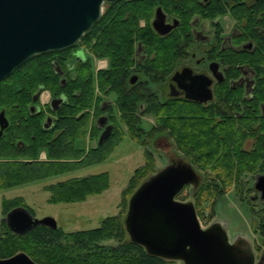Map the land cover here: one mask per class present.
Returning <instances> with one entry per match:
<instances>
[{
    "label": "trees",
    "instance_id": "1",
    "mask_svg": "<svg viewBox=\"0 0 264 264\" xmlns=\"http://www.w3.org/2000/svg\"><path fill=\"white\" fill-rule=\"evenodd\" d=\"M246 2L211 0L213 12L210 16L224 12L228 7L236 18L241 19L248 11ZM156 7L169 17L179 19L178 28L164 35L158 34L151 25ZM195 17L200 20L207 17L204 0L107 2L98 21L81 37L88 52L84 62L68 69L73 46L47 51L31 56L0 80V111H4L8 120V126L0 134V189L60 175L105 160L123 134L119 131L120 124L127 127L130 135L139 138L140 117L145 113L154 116L151 137L159 132L166 133L176 151L188 160L183 162L191 164L195 172L202 176L198 186L189 194L195 208H199L205 196L216 198L220 195V185L232 181L240 191L244 175L264 174V115L260 114L259 108V103L264 102V74L260 76L254 92V99L258 102H247L250 106L241 120L236 119L234 114L239 108L240 89L232 88L229 75L223 81V104L216 101L206 107L181 98L160 99L151 88L152 84L164 80L172 72L178 60L187 57V43L183 45L181 35L188 39L185 32L189 31L190 22ZM140 19L145 20L143 26L139 24ZM261 24L262 34L252 31V25L248 24L241 37V40L254 37L259 47L255 51L245 48L237 54L227 50L226 60L232 61V64L239 62L254 66L262 72L264 19ZM136 43L142 47L143 77L140 83L132 86L127 79L137 62ZM91 55L106 59L107 67L94 74ZM95 79L101 92L115 94L121 122H115L111 111L113 114H108V122L113 125L111 135L102 143L97 140L94 147L80 148L76 140L87 136L89 114L83 109L92 105ZM45 88L54 90L52 97L60 94L66 97L52 111L56 118L51 128L44 126L43 110L34 114L30 111V106L38 103L34 96ZM106 110L99 107L96 118L105 115ZM95 124L98 126L97 122ZM250 138L253 143L247 148L246 141ZM41 150L45 152L43 159L39 158ZM150 154L145 163L135 169L129 181L131 186L123 191L125 197L155 172L150 170L148 176L144 175L132 185L137 175L152 169ZM107 186L108 175L101 172L60 180L49 184L46 189L50 191L49 202L67 203L82 201ZM19 200L18 197L3 200L5 215L16 206L31 211ZM256 220L260 242L264 245V203L256 212ZM0 225V257L25 252L39 264H167L168 261L131 241L119 214L104 217L97 227L76 231L38 224L18 234L9 229L4 218ZM110 239L115 242H105Z\"/></svg>",
    "mask_w": 264,
    "mask_h": 264
},
{
    "label": "water",
    "instance_id": "2",
    "mask_svg": "<svg viewBox=\"0 0 264 264\" xmlns=\"http://www.w3.org/2000/svg\"><path fill=\"white\" fill-rule=\"evenodd\" d=\"M112 1L115 0H0V80L35 54L74 46L98 21L103 3ZM165 18L157 7L151 25L159 34H166L177 23H167ZM81 52H76L72 63L83 60ZM216 67L215 62L210 63L212 74L221 79ZM189 72L186 67L173 78H185ZM135 79L132 76L130 81ZM208 84L209 80L202 81L204 93L209 92ZM208 97L209 94L203 99ZM65 99L64 94L52 98L51 110H56ZM50 120V116L45 117V127ZM97 124L103 128L98 137V143H102L111 135L113 125L107 123L105 115L97 118ZM7 126L8 120L1 110L0 134ZM198 184L199 176L182 159L167 163L144 179L128 199L124 226L130 240L149 253L181 260L183 264H252L251 245L244 236L229 242L219 222L202 228L193 201L176 199L186 185L195 189ZM253 188L264 198V174L255 177ZM4 219L9 229L18 234L38 224L57 227L54 218H34L23 206L9 210ZM0 264L39 263L25 252H17L0 257Z\"/></svg>",
    "mask_w": 264,
    "mask_h": 264
},
{
    "label": "rangeland",
    "instance_id": "3",
    "mask_svg": "<svg viewBox=\"0 0 264 264\" xmlns=\"http://www.w3.org/2000/svg\"><path fill=\"white\" fill-rule=\"evenodd\" d=\"M106 7L107 2H104L101 13ZM232 22L233 19L229 15L223 18L222 24L225 31L229 30ZM139 24L140 26H143L145 20L140 19ZM194 42H196V40H194ZM190 50L192 51L194 48L191 47ZM195 52L197 56L200 55V52H198L197 49H195ZM81 53H83L84 57V52L82 51ZM97 60L98 58L92 56V68L94 74L98 71L95 69L97 66L95 61ZM100 63L103 62L100 61ZM151 88L153 89V92L157 94L154 84L151 85ZM52 96H54V90L50 88L42 90L37 104H40L44 112L45 110L49 111L48 105ZM115 99L116 96L114 93L105 94L104 92H101L97 87L95 79L92 105L83 109L84 112H88L89 114L87 136L76 140V145L78 147L90 148L97 145L98 137L103 128L98 127L95 124L96 117L98 116L96 111L103 101L112 100L114 102V106L110 107L108 110L105 108L106 112L103 114L108 116V114L113 111L116 118H114L115 122L117 123L118 121L120 124L121 113L118 111ZM153 123L154 116L150 113H145L140 117L141 133L139 138L130 135L127 131V127L121 123V129L119 131L123 132V134L113 146L109 156L103 161L82 166L76 170L62 173L60 175L50 176L18 186L0 189V223L1 219L5 217L3 200L14 197L20 198V204H26L30 207V213L34 218L39 219L45 216H50L54 218L57 226L64 231L94 228L100 225V222L104 217L115 214H119V220L124 223L128 199L131 193H127L125 197L123 191L131 186V184L129 185V181L135 169L145 163L149 152L151 153L150 163L152 169L144 170L143 174L139 176L137 175V178L135 177L132 180V185L141 180L144 175L145 177L148 176L150 170L156 172L163 168L167 163H171L173 160L176 161L182 159L183 161L188 162L183 154L176 151L172 140L166 135V133L159 132L151 137L152 132L150 133V131L153 128ZM246 143V147L249 148L253 143L252 139L250 138ZM39 158H45V152L43 150L40 151ZM101 172L107 173L108 186L100 193L90 194L84 200L76 202L52 203L48 201L50 191L46 188H48L47 186L49 184L70 177H81ZM197 175L199 176L200 173L197 172ZM255 177L256 174L244 175L242 177L240 191H238L236 185L232 183V181L227 185H220L222 193L216 198L209 195L205 196L199 205V208H195V210L197 209L196 214L202 228L209 226L212 222H219L224 227L229 240H233L239 235L247 237L252 240L255 247H257L264 255V245L260 242L259 232L256 228V212L259 210L262 203L254 200V198L251 199L256 192L253 188ZM199 179H202L201 175ZM190 192L191 187L186 185L181 192L178 193L176 199L181 201L192 200V197L189 196ZM1 226L2 225H0V229ZM105 242L114 243L115 241L110 239ZM167 264H179V262L176 260H168Z\"/></svg>",
    "mask_w": 264,
    "mask_h": 264
},
{
    "label": "flooded vegetation",
    "instance_id": "4",
    "mask_svg": "<svg viewBox=\"0 0 264 264\" xmlns=\"http://www.w3.org/2000/svg\"><path fill=\"white\" fill-rule=\"evenodd\" d=\"M246 1H247L246 7L248 8V11L245 17H241V19H238L232 13V9L228 7L226 11L218 12L213 17H211L210 15L213 12L211 9V0H204V6L206 8L207 17L203 18L202 20L195 17L191 20L189 31L185 32V35L186 34L188 35L187 38L188 39L190 38L189 41L185 40L186 36H184L183 34L181 35V41L183 45L187 43V45L185 46L187 57L178 60L175 63L172 72L164 80L160 82H156L154 84L157 90V95L160 99H166L168 97L181 98L197 104H201V106L203 107L209 106L211 103H214L216 101H219L221 104H223V102L221 101L222 93L224 92L223 81L229 75L231 76V78L229 79V84L235 90L239 88L241 93L238 95V100H237V104L239 108L236 109L234 112L236 119H240V120L243 119L242 117H244V111L248 109V107L250 106V104L247 102L250 101V102H254L255 104L256 102H258L256 99H254V94H255L254 92L256 90V86L260 76L264 74V62L262 64V72H260L254 66L251 67L247 64H241L239 62L232 64V61L226 60L225 58L226 57L225 52H227V50H229L233 54H237L238 51L243 50L245 48L248 49V51H255L259 47V43L256 41L254 37L247 38L246 40H241V37H242V33L244 32L245 29H247L249 25H252V31H258V33H261L263 31V25L261 24V21L264 19V7H263L264 0H246ZM163 13L166 16L165 22L173 23L174 20L177 21L176 25L173 26L170 29V31L172 29L178 28V25L180 24V20L175 17L174 18L169 17L164 11ZM227 15H229L233 19V22L230 25L229 30L225 31L222 22H223V18ZM194 40H196V42H194ZM191 47H193L194 50L191 51L190 50ZM195 49H197L198 52H200L199 56H197ZM79 50H82L84 52L83 60L72 63L76 58V52H78ZM141 50L142 47L136 43L135 59H137V62L135 63L136 65L132 67L133 70L129 74L127 79L129 84L132 86L142 81L143 73L141 71L143 68L141 67V63L143 61V56ZM72 53H73V57L71 61L67 64L68 69H73L76 63L84 62L88 57L87 48L84 46V44H82L81 38L73 46ZM99 60H103V59H99ZM211 62H215L217 64L216 70L222 74L221 79H218V77L212 74V71L209 68ZM107 65L108 62L106 60V64L104 67L96 66L95 69L96 70L104 69L107 67ZM186 67L190 69V72L187 74L185 78L182 79L179 77L173 78L175 73H181V71ZM132 76H136V79L133 82L130 81ZM204 80L205 81L209 80V84L207 86V88L209 89L208 93H204V91H202L201 84L202 81ZM41 92L42 90L39 91L36 99H39V95L41 94ZM208 94L209 97L207 99H203ZM52 98L54 97H51L50 99ZM235 99H237V97ZM48 106L50 110L49 111L45 110L44 119L46 116L51 117V120L48 122V126H47L48 128H51L56 116L52 113L53 110H51L50 102ZM113 106H114V102L112 100H109V101H103L100 105V108L105 109ZM142 106L143 105L141 104L140 107L142 108ZM259 108H260V114L264 115V110H263L264 102L259 103ZM42 110L43 109L40 106V104L30 106L31 114L38 113ZM105 116L107 117V123H109L108 116L107 115ZM255 174L257 176L260 173L259 174L255 173ZM252 198H254V200L256 201H260L262 204L264 203V198H261L258 192H255V195L251 197V199ZM237 237L238 236H236L233 240L228 239V241L233 242ZM245 238L249 241L252 249L251 263L264 264L263 253L257 247H255V245L252 243V240L248 239L247 237ZM167 260L173 261L174 259H167ZM176 261H178L179 264H183L181 260H176Z\"/></svg>",
    "mask_w": 264,
    "mask_h": 264
},
{
    "label": "built area",
    "instance_id": "5",
    "mask_svg": "<svg viewBox=\"0 0 264 264\" xmlns=\"http://www.w3.org/2000/svg\"><path fill=\"white\" fill-rule=\"evenodd\" d=\"M97 66H98V67H103L104 64H101V63H100V60H98V61H97Z\"/></svg>",
    "mask_w": 264,
    "mask_h": 264
},
{
    "label": "bare ground",
    "instance_id": "6",
    "mask_svg": "<svg viewBox=\"0 0 264 264\" xmlns=\"http://www.w3.org/2000/svg\"><path fill=\"white\" fill-rule=\"evenodd\" d=\"M263 7H264V6H263ZM192 14H193V13H192ZM173 18H174V17H173ZM253 23H254V22H253ZM195 25H196V24H195ZM261 34H262V33H261ZM250 36H251V35H250ZM250 36H249V37H250ZM221 38H222V37H221ZM245 39H246V38H245ZM245 39H244V40H245ZM186 40H188V39H186ZM189 40H190V39H189ZM217 47H218V46H217ZM263 53H264V52H263ZM232 69H233V68H232ZM251 78H252V77H251ZM240 94H241V93H240ZM238 95H239V94H238ZM219 107H220V106H219ZM222 109H223V108H222ZM263 110H264V109H263ZM233 120H234V119H233ZM242 123H243V122H242ZM244 130H245V129H244Z\"/></svg>",
    "mask_w": 264,
    "mask_h": 264
},
{
    "label": "crops",
    "instance_id": "7",
    "mask_svg": "<svg viewBox=\"0 0 264 264\" xmlns=\"http://www.w3.org/2000/svg\"><path fill=\"white\" fill-rule=\"evenodd\" d=\"M104 63L106 64V60L104 59ZM88 175H90V174H88Z\"/></svg>",
    "mask_w": 264,
    "mask_h": 264
}]
</instances>
